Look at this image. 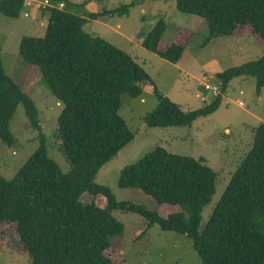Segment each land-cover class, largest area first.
Segmentation results:
<instances>
[{"label":"trees","instance_id":"obj_1","mask_svg":"<svg viewBox=\"0 0 264 264\" xmlns=\"http://www.w3.org/2000/svg\"><path fill=\"white\" fill-rule=\"evenodd\" d=\"M172 1L179 11L204 18L213 37L233 35L249 25L264 40V0ZM25 2L0 0V14L18 18ZM54 3L57 5L44 7L50 12L45 34L23 36L19 55L39 67L43 82L63 105L58 136L72 166L67 172L61 170L49 156L40 132L39 147L16 175L7 179L0 173V226L15 227L30 264H114L106 251L113 243L112 236L122 234L125 228L113 215L115 209L144 217L142 234L156 224L186 235L202 264H264V122L254 127L252 145L203 229V208L212 201L217 183L216 171L203 157L173 153L158 145L120 172V187L141 189L158 203L179 205L180 211L163 216L143 204L118 200L109 186L94 179L101 167L135 138L119 113L122 96H141L142 83L152 79L127 52L88 33L84 29L87 19L69 10L73 5L70 0ZM132 5L92 12L89 18L126 15ZM166 29L161 18L142 44L177 63L178 45L160 48ZM243 75L255 77L260 94L264 54L217 73L221 93L197 109L182 110L155 87L159 102L144 121L148 127L190 126L198 117L217 111L230 81ZM19 104L31 126L41 131L34 99L6 72L0 55V139L9 146L15 143L10 121ZM85 192L103 195L107 204L82 202Z\"/></svg>","mask_w":264,"mask_h":264},{"label":"rangeland","instance_id":"obj_2","mask_svg":"<svg viewBox=\"0 0 264 264\" xmlns=\"http://www.w3.org/2000/svg\"><path fill=\"white\" fill-rule=\"evenodd\" d=\"M25 1L18 18L0 14V55L6 72L34 99L41 131L31 126L23 105L19 104L10 121L15 143L9 146L0 139V173L7 179L13 178L39 147L41 136L46 139L49 156L57 161L63 172L72 166L58 136V117L63 105L43 82L39 67L19 55L23 36L45 34L50 12L44 6H55L57 3L54 0ZM70 1L73 5L69 10L87 19L84 29L88 33L100 36L127 52L152 79L142 83L141 96L133 97L127 93L122 96L119 113L135 132V138L101 167L94 181L109 186L118 200H131L167 216L180 211V206L158 203L141 189L120 187V172L158 145L173 153L203 157L217 173L216 193L203 208V229L231 176L250 149L254 127L264 122V88L260 94L257 93L254 76L234 77L219 109L211 115L198 117L190 126L148 127L144 116L158 105L155 87L185 111L210 102L215 96L204 85L219 84L217 73L262 56L264 40L254 34L249 25L240 27L233 35L213 37L204 18L179 11L172 0ZM83 2L86 3L77 5ZM128 3L133 5L126 15L89 18L92 12ZM161 18L165 19L167 29L160 48L178 45L181 50L178 51L177 63L142 44L146 33ZM226 128L230 130L226 131ZM80 199L85 203L94 201L102 207L107 204L103 195L95 196L88 192L83 193ZM112 213L125 226L122 234L112 236L113 243L106 251L114 264H202L201 257L186 235L163 230L156 224L142 234L146 228L144 217L117 209ZM30 260L29 254L20 246L15 227L2 224L0 264H30Z\"/></svg>","mask_w":264,"mask_h":264},{"label":"built area","instance_id":"obj_3","mask_svg":"<svg viewBox=\"0 0 264 264\" xmlns=\"http://www.w3.org/2000/svg\"><path fill=\"white\" fill-rule=\"evenodd\" d=\"M45 7V6H44ZM27 16V14H26ZM205 89L212 93L215 97L218 96L221 93V84H205ZM203 99L206 101V99L203 97Z\"/></svg>","mask_w":264,"mask_h":264},{"label":"crops","instance_id":"obj_4","mask_svg":"<svg viewBox=\"0 0 264 264\" xmlns=\"http://www.w3.org/2000/svg\"><path fill=\"white\" fill-rule=\"evenodd\" d=\"M78 4H81V3H78ZM64 4H61L60 7H63ZM230 129L229 128H226V131H229Z\"/></svg>","mask_w":264,"mask_h":264}]
</instances>
